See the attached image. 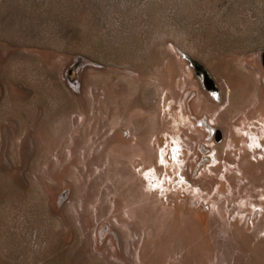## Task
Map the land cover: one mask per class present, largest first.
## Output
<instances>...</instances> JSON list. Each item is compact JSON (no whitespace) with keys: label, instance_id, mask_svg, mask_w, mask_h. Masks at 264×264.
<instances>
[{"label":"rangeland","instance_id":"obj_1","mask_svg":"<svg viewBox=\"0 0 264 264\" xmlns=\"http://www.w3.org/2000/svg\"><path fill=\"white\" fill-rule=\"evenodd\" d=\"M0 264H264V0H0Z\"/></svg>","mask_w":264,"mask_h":264},{"label":"water","instance_id":"obj_2","mask_svg":"<svg viewBox=\"0 0 264 264\" xmlns=\"http://www.w3.org/2000/svg\"><path fill=\"white\" fill-rule=\"evenodd\" d=\"M206 83H207V86H208V88H210V89H211V88H213V86H214V83H213V81H212V80H210V79H209V80H207V82H206ZM217 139H218V140H220V139H221V134H220V132H218Z\"/></svg>","mask_w":264,"mask_h":264}]
</instances>
